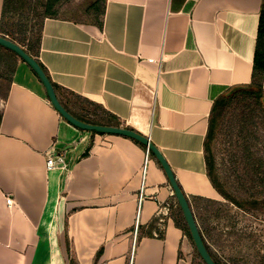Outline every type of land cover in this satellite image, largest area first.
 <instances>
[{"label": "crops", "instance_id": "crops-1", "mask_svg": "<svg viewBox=\"0 0 264 264\" xmlns=\"http://www.w3.org/2000/svg\"><path fill=\"white\" fill-rule=\"evenodd\" d=\"M262 5L107 0L103 27L47 17L40 60L70 109L100 105L150 138L188 197L219 199L209 117L220 95L252 81ZM0 109V264H192L194 245L172 218L165 238L146 232L174 191L150 153L146 173L143 144L67 121L23 59ZM58 155L66 168L48 169Z\"/></svg>", "mask_w": 264, "mask_h": 264}, {"label": "trees", "instance_id": "trees-1", "mask_svg": "<svg viewBox=\"0 0 264 264\" xmlns=\"http://www.w3.org/2000/svg\"><path fill=\"white\" fill-rule=\"evenodd\" d=\"M61 1L4 0L2 8L1 35L17 42L35 57L48 76L40 60L44 22L47 17H63L59 14ZM106 2L107 0H95L86 7L85 12L90 20L71 19L103 27ZM19 60L21 57L16 52L0 45V102L8 99ZM52 83L58 89L53 81ZM239 86H248V88L240 89L230 96H226L225 92L214 101L205 140L207 173L223 200L203 196L188 197L204 242L217 264L226 263L216 254L214 246L234 251L247 242L253 241L254 244L258 242L253 226L249 223L252 222L250 216L257 217L255 213L264 208V137L260 133L261 126H264L262 102L264 97V0L260 14L252 81ZM64 106L85 122L108 126L120 124L116 116L90 100L78 102L76 111L66 104ZM2 116L0 109V124ZM218 136L221 138L223 154L226 155L223 163L219 161L214 151V142ZM149 153L150 156H155L152 151ZM200 202L208 203L209 207L206 209L208 213L202 209L199 210ZM195 204H198V207ZM197 209L200 211L199 214ZM242 217L244 219L247 217L248 220L245 222ZM170 218L194 245L196 257L193 256L192 264H206L196 248L175 194L165 208L153 217L146 232L152 237L165 238V230ZM142 230L143 228L139 225L138 238L143 236Z\"/></svg>", "mask_w": 264, "mask_h": 264}, {"label": "water", "instance_id": "water-1", "mask_svg": "<svg viewBox=\"0 0 264 264\" xmlns=\"http://www.w3.org/2000/svg\"><path fill=\"white\" fill-rule=\"evenodd\" d=\"M0 45H3L4 47L9 48L13 50L14 52H16L21 57V59H23L33 69V71L37 74V76L41 80L52 105L60 113V115L63 118H65L67 121H69L70 123H72L73 125L81 129L96 131V132H101V133L117 134V135H122V136L132 138L140 142L141 144H143L147 148V152L152 151L155 154L156 158L161 163L169 179V182L174 191V194L176 195V198L182 208V211L188 223L192 238L195 242L196 248L200 256L202 257L203 261L206 264H217V262L212 257L210 251L208 250L204 242V239L199 229V225L197 223L195 214L189 203L188 196L186 195L180 183L178 182L176 175L172 167L170 166L169 162L167 161L166 157L161 152V150L150 140V138L128 127L94 124V123L85 122L77 118L61 102V100L58 97L56 88L53 85L50 77L47 75L46 71L44 70V68L41 66V64L37 61L35 57L30 55L20 44H18L12 39L7 38L1 34H0ZM246 88H248V86L238 85L226 91L225 95L230 96L234 92L240 89H246ZM262 102L264 104V97L262 98ZM62 235H63V229H62ZM62 247H63L64 252L67 253L66 244L63 243Z\"/></svg>", "mask_w": 264, "mask_h": 264}, {"label": "rangeland", "instance_id": "rangeland-1", "mask_svg": "<svg viewBox=\"0 0 264 264\" xmlns=\"http://www.w3.org/2000/svg\"><path fill=\"white\" fill-rule=\"evenodd\" d=\"M95 0H62L60 2L61 8L59 11L60 16L81 19V20H90L88 14L85 12L86 7L94 2ZM260 133L264 137V126L262 125L260 128ZM214 151L216 152L218 159L221 163L224 161V150L221 145V138L220 136L217 137L216 141L214 142ZM153 157V156H152ZM148 160L145 165L146 173L148 170ZM219 200H223L222 195H220ZM201 205L200 209L202 211H206L209 207L208 203L200 202ZM198 204H195L197 206ZM198 207V206H197ZM264 207V206H263ZM197 209L198 214L200 213ZM261 210V209H260ZM205 213H208L207 211ZM254 213V212H253ZM257 217L250 216L249 224L253 226L254 232L256 234V238L258 242L254 244L253 241L247 242L243 247L238 248L234 251L224 248H217L214 246L216 254L224 261L226 264H264V208L261 211L255 213ZM245 217V216H244ZM242 217V219H244ZM248 218L244 219L246 222ZM136 250V244H135ZM193 256L194 251H193Z\"/></svg>", "mask_w": 264, "mask_h": 264}, {"label": "built area", "instance_id": "built-area-1", "mask_svg": "<svg viewBox=\"0 0 264 264\" xmlns=\"http://www.w3.org/2000/svg\"><path fill=\"white\" fill-rule=\"evenodd\" d=\"M149 152H147V157L149 155ZM57 167H61L63 169L66 168V163H65V160H64V157L63 155H58V156H49L48 160H47V168L48 169H55ZM7 203L9 205H12L14 203V200L7 196Z\"/></svg>", "mask_w": 264, "mask_h": 264}]
</instances>
